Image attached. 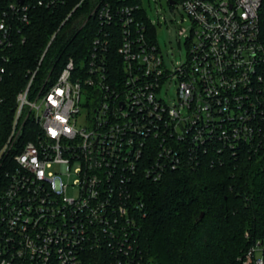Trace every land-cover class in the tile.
<instances>
[{"label":"built area","instance_id":"built-area-1","mask_svg":"<svg viewBox=\"0 0 264 264\" xmlns=\"http://www.w3.org/2000/svg\"><path fill=\"white\" fill-rule=\"evenodd\" d=\"M63 1L0 0V83L32 10ZM180 1L198 41L175 72L137 20L139 5L109 2L94 10L100 29L86 62L70 58L35 90L39 67L30 71L0 154V264H91L106 250V264H142L138 180L160 181L206 158L225 162L261 141L264 0ZM116 25L117 48L109 46ZM168 79L178 83L172 106L162 92ZM29 114L38 128L24 141ZM240 259L264 264V238Z\"/></svg>","mask_w":264,"mask_h":264},{"label":"trees","instance_id":"trees-1","mask_svg":"<svg viewBox=\"0 0 264 264\" xmlns=\"http://www.w3.org/2000/svg\"><path fill=\"white\" fill-rule=\"evenodd\" d=\"M106 2L115 8L139 5L137 20L159 44L141 0H64L55 8L36 6L24 40L8 51L7 73L0 83V149L13 127L17 96L27 87L30 71L39 67L35 90L47 79L55 82L70 58L86 62L100 29L94 10ZM115 28L109 46L117 48L124 35ZM261 38L264 42V12ZM37 128L29 114L22 139H30ZM240 154L214 164L206 158L196 167L168 172L160 181L138 180L137 197L145 204L137 242L142 264H242L246 250L264 238V132L260 142L245 146ZM109 255V250L95 252L91 264H106Z\"/></svg>","mask_w":264,"mask_h":264},{"label":"rangeland","instance_id":"rangeland-1","mask_svg":"<svg viewBox=\"0 0 264 264\" xmlns=\"http://www.w3.org/2000/svg\"><path fill=\"white\" fill-rule=\"evenodd\" d=\"M147 16L156 26V38L164 56L168 69L175 72V67L188 60L192 46L198 41L193 28V20L183 8L181 1L172 5L170 0H141ZM178 83L168 79L163 86L166 104L172 106L177 97ZM13 129V127H12ZM11 132L0 149V154L9 142ZM76 175L67 179L73 185ZM70 196H79V190L70 188Z\"/></svg>","mask_w":264,"mask_h":264},{"label":"water","instance_id":"water-1","mask_svg":"<svg viewBox=\"0 0 264 264\" xmlns=\"http://www.w3.org/2000/svg\"><path fill=\"white\" fill-rule=\"evenodd\" d=\"M170 3H171L172 5H175V4H176L175 0H170ZM203 216H204V214L201 215V217H203Z\"/></svg>","mask_w":264,"mask_h":264}]
</instances>
